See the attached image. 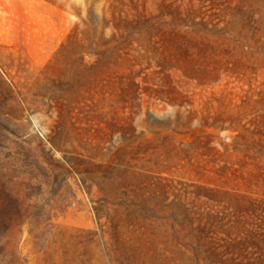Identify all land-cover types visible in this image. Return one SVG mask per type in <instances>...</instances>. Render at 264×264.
<instances>
[{"label":"rangeland","instance_id":"1","mask_svg":"<svg viewBox=\"0 0 264 264\" xmlns=\"http://www.w3.org/2000/svg\"><path fill=\"white\" fill-rule=\"evenodd\" d=\"M174 26L209 42L193 61ZM123 146L164 204L182 182L264 207V0H0V264H197L165 210L99 192Z\"/></svg>","mask_w":264,"mask_h":264},{"label":"trees","instance_id":"2","mask_svg":"<svg viewBox=\"0 0 264 264\" xmlns=\"http://www.w3.org/2000/svg\"><path fill=\"white\" fill-rule=\"evenodd\" d=\"M138 25L144 29L152 27L153 22L146 18L143 22L139 20ZM184 25L180 23V26ZM193 33L197 32L174 26L168 36L189 61L196 55L194 46L209 43L205 39H196ZM124 136L122 134V141L126 143ZM126 150V146L117 150L116 156L121 161L107 166L100 177L102 183H97L105 199L128 211L140 210V215L141 211L165 210L161 217L167 216L170 220L176 243L190 253L197 264H264L263 202L227 189L180 182L181 187L174 193V198L164 204L171 187L162 182V177L154 180V176L135 170L129 164L124 165L122 156ZM142 218L147 219V216L142 215ZM1 227L0 224V234Z\"/></svg>","mask_w":264,"mask_h":264}]
</instances>
